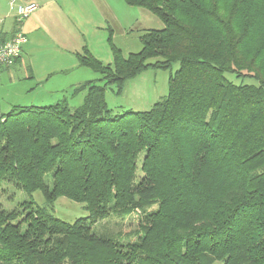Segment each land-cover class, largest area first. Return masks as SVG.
I'll return each instance as SVG.
<instances>
[{
    "label": "trees",
    "instance_id": "obj_1",
    "mask_svg": "<svg viewBox=\"0 0 264 264\" xmlns=\"http://www.w3.org/2000/svg\"><path fill=\"white\" fill-rule=\"evenodd\" d=\"M123 1L163 25L139 52L80 56L102 84L73 88L77 108L0 114V185L45 203L0 206V264H264V0ZM174 64L165 98L111 114L107 88ZM58 198L86 217L56 218ZM113 216L135 229L93 232Z\"/></svg>",
    "mask_w": 264,
    "mask_h": 264
},
{
    "label": "rangeland",
    "instance_id": "obj_2",
    "mask_svg": "<svg viewBox=\"0 0 264 264\" xmlns=\"http://www.w3.org/2000/svg\"><path fill=\"white\" fill-rule=\"evenodd\" d=\"M11 1V0H9ZM27 0H16L18 5H24ZM112 6V9L118 5L117 11L113 9L116 15L115 26H111L112 32L103 31L100 32L97 29H89L87 34V41L93 42L95 47L88 43L90 48H95V53L100 58H104V54L100 53L106 46L110 62L112 63L111 45L118 48L123 56H127L130 53L139 52L142 47L141 37L147 30H160L163 28L162 23L155 16L143 9L130 7L124 3L123 0H106ZM129 9V10H128ZM15 11L10 10L9 2L7 0H0V28L3 30H9L13 24ZM3 23V24H2ZM130 28H136L133 32ZM109 34L111 35L110 41L108 40ZM105 38L106 42L100 41V37ZM102 46V47H101ZM86 49H88L86 47ZM42 51L37 55L38 59H41ZM85 53L90 54L96 60L107 64L105 61L94 57L90 51L84 50L83 53L78 56H85ZM75 61L79 69L77 72L73 71L68 76H54L48 84L61 86H68L74 81H81L82 84L92 81L98 84H102L99 80L100 76L90 70L87 67L78 65L79 57L75 55ZM177 69V65L174 64L170 70H148L135 78L129 79L124 83L122 92L118 95L116 90L109 87L105 92V101L107 107L111 110L113 115H121L124 112H144L149 110L153 104L162 100L167 96L168 92V79L169 76ZM10 75H3L0 78V114L8 112L13 106H33L43 107L53 105L57 102L65 100L70 109L79 107L84 98V94L72 95V90L65 92L64 94H48L50 89L48 85L45 88H39V90L30 91L25 93V88L33 86L32 80L27 79V71L25 68L19 69L16 67L9 73ZM229 80H234L235 83L243 82L245 84L253 83L250 79H244L242 81L233 78V76H227ZM80 84V85H82ZM41 86V85H40ZM33 92V93H32ZM32 201L34 207H45L44 199L40 192H34L28 195L13 185L3 183L0 185V206L4 210H13L19 207L20 204L26 201ZM50 210V209H49ZM50 213L56 218L72 223L78 218L86 217V212L83 209L82 204L71 202L65 198H58ZM135 221L133 216H129L123 220H120L116 216L109 217L108 219L97 223L93 227L95 234H114L116 232L126 233L135 229ZM213 264H221V262H214Z\"/></svg>",
    "mask_w": 264,
    "mask_h": 264
},
{
    "label": "crops",
    "instance_id": "obj_3",
    "mask_svg": "<svg viewBox=\"0 0 264 264\" xmlns=\"http://www.w3.org/2000/svg\"><path fill=\"white\" fill-rule=\"evenodd\" d=\"M30 2L37 5L35 11L24 18L21 23H17L14 17L9 30L5 31L0 28L1 42L8 40L17 31L27 38L20 57L14 65L0 69V78H3L5 74L9 76L10 71L16 67L25 68L27 79L35 83L32 87L25 88V93L34 92L48 85L50 89L48 94L58 95L82 84L81 81H74L65 87L61 84H48L54 76L64 77L72 71L73 73L78 71L79 66L75 61V55L80 57L78 55L84 50L90 51L94 57L110 64L106 46L100 51L105 55L102 59L95 53V48L88 46L91 42L87 41V34L89 29L112 32L111 26L116 24L113 9L117 11L118 5L112 9L106 0H27L24 3ZM144 29L147 30V28ZM134 30L136 28H130L131 32ZM109 38H111L110 34L108 40ZM100 41L106 42L102 35ZM91 45L95 47L93 42ZM40 51H42V57L38 59L37 55Z\"/></svg>",
    "mask_w": 264,
    "mask_h": 264
},
{
    "label": "built area",
    "instance_id": "obj_4",
    "mask_svg": "<svg viewBox=\"0 0 264 264\" xmlns=\"http://www.w3.org/2000/svg\"><path fill=\"white\" fill-rule=\"evenodd\" d=\"M9 8L15 11V21L21 23L24 18L31 14L37 8L35 3L18 5L16 0L9 1ZM27 42V38L20 32H15L10 39L0 44V69L8 68L14 65L20 57L22 47Z\"/></svg>",
    "mask_w": 264,
    "mask_h": 264
}]
</instances>
